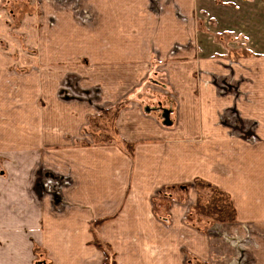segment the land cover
Here are the masks:
<instances>
[{
    "label": "crops",
    "instance_id": "crops-1",
    "mask_svg": "<svg viewBox=\"0 0 264 264\" xmlns=\"http://www.w3.org/2000/svg\"><path fill=\"white\" fill-rule=\"evenodd\" d=\"M27 1L0 0L3 45L24 51L30 36L26 48L35 49L32 36L42 34L81 51L110 99L104 112L122 108L100 131L110 130L101 144L82 138L91 120L84 106L65 109L57 142L39 139L34 122L32 138H23V96L38 91L28 86L36 76L12 75L0 59V150L23 162V146L62 145L63 170L77 172L62 202L39 198L34 187L45 155H30L29 172L16 165L0 175V264H103L95 241L116 264H264V0H79L86 15L63 6L47 13L54 21L40 34L13 26L22 4L37 9ZM143 82L140 93L154 94L155 108L135 99ZM196 181L230 196L235 222L199 214ZM167 188L181 190L170 219L153 204Z\"/></svg>",
    "mask_w": 264,
    "mask_h": 264
},
{
    "label": "rangeland",
    "instance_id": "rangeland-1",
    "mask_svg": "<svg viewBox=\"0 0 264 264\" xmlns=\"http://www.w3.org/2000/svg\"><path fill=\"white\" fill-rule=\"evenodd\" d=\"M34 1H36L34 5L37 6V9H34L33 5L26 3L22 4L21 8L19 7L20 11L18 12V15L16 18H12L13 22L16 21L13 26L28 25L30 27H34L36 32H39L40 34V30H44L47 26H52L51 23L54 21L51 18L47 22V19H45L47 13L52 16V12H55L54 10L60 11L64 8L63 6L66 5L73 10L71 11L68 9L67 13L71 14L70 12H72L76 18H78L80 15L83 17L84 14H87L86 11L82 10L79 0ZM27 2L30 1L28 0ZM3 5L5 11H7L9 9L8 6L5 4ZM32 13H34L33 15L34 20L36 21L35 23H31L30 21V14ZM14 18L16 19L15 21ZM32 38H36L38 40L37 47L35 49H31V47L26 48V43H30L29 36L28 38L24 39V51L14 50V45L10 42L8 44H10L12 48H7L5 44L3 45L2 40H0V59L6 61L5 64L9 65L8 68L12 75H22L23 77H31L32 75L34 77H38V80L36 77L33 79V81L35 80L36 82H28V86H37L38 91L34 92L33 96L30 93L24 94L23 96V138H32L33 135L31 134L30 126L31 122H34L38 124L39 139L53 138L57 142V135L63 132L61 127L63 128L65 126V119L63 118L65 109L70 106H84L89 112H91V120L89 122V128L83 132L84 137L82 138H89L91 136L94 138L95 144H101L104 142V140L109 138V135L106 134L110 133V130L105 131L106 133L100 131L102 129L105 130L111 127V123L114 122L113 119L116 117V113L118 111L117 108H122V106L116 105V107L111 111V114L104 112V110H106L108 107L106 103L110 102V99L106 98V93L103 95L100 89L95 88L97 73H95L96 68H94L95 66L93 65L94 61L90 60L87 56H84L81 51L64 50L60 41H54V44L55 42L57 44L53 45V42L50 41L51 38H49L47 35H34ZM55 38L61 39L62 35H57ZM8 40L9 39H7V42ZM39 44L40 46L55 48L54 50H44L38 47ZM28 46H31V44H28ZM12 61H15V65H13L14 62ZM19 61H21V65H19ZM8 68L6 67L5 69ZM5 69H3V71H6ZM144 84L145 82L139 84L138 89L135 92V99L139 98L138 100L142 101V103H144V107H147L148 109L152 107L155 108L156 105L152 104L154 103L152 100L154 99L155 95H152L149 91V93H146V95L142 97L141 94H145V92L140 93V89L141 87H144ZM127 101L128 100H126V102ZM50 118H54V122L52 124L54 125L53 129L50 128V125L49 128H47L46 125L47 120ZM25 122H28V124ZM103 124L107 125L104 126ZM27 128H29L28 131ZM49 132H54V136L48 134ZM77 144H79L78 148L87 147L84 145L85 143L80 140L77 141ZM129 148L125 146L122 149L124 151L126 150L125 153L127 152L132 161H135L134 151L132 148L129 150ZM9 149L15 150L13 147ZM66 149L67 148H64L62 145L55 147L40 146L38 148L23 146L22 152L28 157L27 159H24L23 162H20L18 159L14 158L15 152L9 154L5 153V150H0V175L5 176V173L9 171L16 172L14 171L16 170V165H28L26 166V172H29L30 155H45L49 159L46 158L45 161H43L44 156H40L38 168L33 170L37 173L38 178L37 181L35 179L36 182H34V187L39 189V198L49 195L50 197L54 198L55 202H62V199L64 198V187L70 186L74 176L77 174L75 171L69 173V171H65L62 168L63 166L69 165L66 163L63 164V161H61V159H64L63 155L65 154ZM49 160L51 162L53 161V163H49ZM72 164L73 165H71L72 167L70 169L78 168L79 170L78 164ZM143 170H147V166ZM13 177L14 175L6 176L7 181H12ZM6 184L8 185L9 183ZM198 187L197 183H195L193 186L198 194L197 203L200 202L201 204H206L211 194L207 189L203 188V184L200 183ZM180 191V189L167 188V190L165 189V192L161 191L159 194H156L153 204L154 206L158 205L159 207H155V212H158L163 218L167 217V219H170L169 206L176 201L175 197ZM161 205H167L165 210L164 207H160ZM199 214L204 218H207L201 213V211ZM103 246L105 252L108 254L109 252L112 253V250L109 251L110 248L107 249V246L104 244ZM42 260H44V258Z\"/></svg>",
    "mask_w": 264,
    "mask_h": 264
},
{
    "label": "trees",
    "instance_id": "trees-1",
    "mask_svg": "<svg viewBox=\"0 0 264 264\" xmlns=\"http://www.w3.org/2000/svg\"><path fill=\"white\" fill-rule=\"evenodd\" d=\"M195 183H197V187L200 183L203 184V188L207 189L211 194L206 204L197 203L198 209L204 216L219 223H233L236 221L237 212L228 194L208 182L196 181ZM94 244L103 253V264H116L114 255L110 252L109 254L105 252L103 244L97 241Z\"/></svg>",
    "mask_w": 264,
    "mask_h": 264
}]
</instances>
